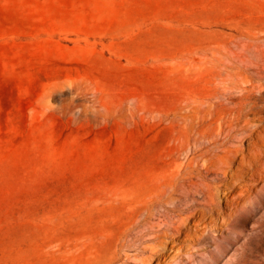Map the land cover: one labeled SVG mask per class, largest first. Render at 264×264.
<instances>
[{
    "label": "rangeland",
    "instance_id": "rangeland-1",
    "mask_svg": "<svg viewBox=\"0 0 264 264\" xmlns=\"http://www.w3.org/2000/svg\"><path fill=\"white\" fill-rule=\"evenodd\" d=\"M258 51L264 0H0V264L142 213L182 264H264V94L249 141L205 135L225 56Z\"/></svg>",
    "mask_w": 264,
    "mask_h": 264
},
{
    "label": "bare ground",
    "instance_id": "bare-ground-1",
    "mask_svg": "<svg viewBox=\"0 0 264 264\" xmlns=\"http://www.w3.org/2000/svg\"><path fill=\"white\" fill-rule=\"evenodd\" d=\"M225 59L228 64L220 70V76L226 74L222 91L214 95L213 101L205 99V135H210L209 137L214 140L213 135L228 128L229 135L239 133L235 137L246 141L252 135L247 118L263 107L260 99L264 94V51H258L252 55L247 53L236 56L227 55ZM152 216L153 214L146 217L142 213L131 224L125 225L120 234L110 236L109 232L108 236L113 238V244L112 242L110 244L113 246H109L111 250L108 247L109 252L104 251L109 254L100 252L97 248L99 245H95L93 240L88 243H77L72 247L67 245L62 247L61 245L64 244H59L58 246L61 247L57 246L59 248L57 251L60 255L64 253L63 256L61 255L63 258L67 255L68 258L64 260L69 261V264L76 262L78 264V261L79 264H182L183 250L176 242L181 241L182 236L185 235L184 229L169 221H165L164 224L148 225ZM105 235L103 239L108 238L110 242L111 239ZM99 238L96 240L104 246L102 241L106 243V240L101 238V241ZM58 252L56 253L59 256Z\"/></svg>",
    "mask_w": 264,
    "mask_h": 264
}]
</instances>
